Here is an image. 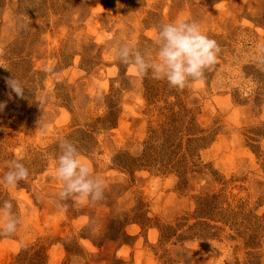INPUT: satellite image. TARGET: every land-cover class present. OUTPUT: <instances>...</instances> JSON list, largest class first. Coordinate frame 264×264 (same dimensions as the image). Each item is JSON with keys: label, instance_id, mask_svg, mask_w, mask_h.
<instances>
[{"label": "rangeland", "instance_id": "rangeland-1", "mask_svg": "<svg viewBox=\"0 0 264 264\" xmlns=\"http://www.w3.org/2000/svg\"><path fill=\"white\" fill-rule=\"evenodd\" d=\"M181 19L220 47L202 80L115 55L155 58ZM0 103V178L29 171L0 184L23 221L0 264H264V0H0ZM64 139L104 181L95 203L59 200Z\"/></svg>", "mask_w": 264, "mask_h": 264}, {"label": "clouds", "instance_id": "clouds-1", "mask_svg": "<svg viewBox=\"0 0 264 264\" xmlns=\"http://www.w3.org/2000/svg\"><path fill=\"white\" fill-rule=\"evenodd\" d=\"M154 45L156 56L142 55L135 46L118 45L115 55L124 64L131 65L130 71L144 76L151 70L152 78L166 80L171 87L183 90L190 81L202 80L205 69L211 70L217 62L220 47L214 39L202 33L195 21L177 20L162 24L155 33ZM51 71V69H46ZM6 84L17 97H23L24 88L15 78L6 79ZM5 107L0 103V110ZM61 154L56 160L55 174L62 182L59 191L60 201L73 197L78 204L95 203L103 198L104 181L94 177L89 165L82 162L76 146L64 139L60 142ZM8 171L0 178L5 187L15 186L19 181L26 180L28 169L19 160L6 163ZM67 210V205H59ZM10 200L3 202L0 209V236H12L22 219L13 211Z\"/></svg>", "mask_w": 264, "mask_h": 264}]
</instances>
